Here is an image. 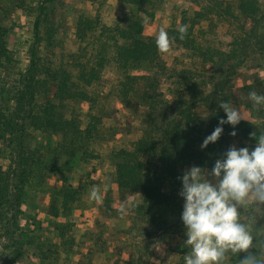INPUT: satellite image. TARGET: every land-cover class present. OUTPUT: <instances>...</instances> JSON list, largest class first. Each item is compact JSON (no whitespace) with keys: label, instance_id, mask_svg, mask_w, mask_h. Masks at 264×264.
<instances>
[{"label":"trees","instance_id":"obj_1","mask_svg":"<svg viewBox=\"0 0 264 264\" xmlns=\"http://www.w3.org/2000/svg\"><path fill=\"white\" fill-rule=\"evenodd\" d=\"M38 1L29 63L10 87L9 102L13 107L0 109V160L5 155L8 164L5 170L0 165L2 236L10 238L20 232L18 215L23 192L37 177L35 168L40 167L41 172L49 168L44 164V155L31 145L34 134L60 137L54 152L60 147L69 158L77 154L89 156L94 143L106 138L102 117L96 111H87L82 127L76 115L70 112L67 116L61 110L67 102H94L89 90L100 85L104 69L112 65L120 78L119 96L132 99L134 106L145 110L141 136L129 148L112 152L113 181L120 195H137V201L131 203V226L127 231L138 253L132 264H149L151 245L172 236L177 244L175 258L168 264H184V255L190 249L185 245L186 229L180 218L184 204L179 196L181 170L190 165L211 170L234 139L241 142L238 149L247 147L251 151L256 146L255 136L264 134V106H254L244 95L246 108L256 121L241 120L235 128L224 124L217 142L201 149L219 121L226 120L219 104L235 102L231 81L241 63L253 54L264 55V8L257 0H236L235 5L210 0L208 5H200L193 16L181 20L180 25H188L183 40L179 39L180 26L168 31L194 66L179 70L164 63L155 38L144 36L141 14L153 17L161 0H119L134 10L109 26L99 15L81 13L75 24L79 42L73 59L75 73L70 75L60 67L53 69L49 55L56 28L50 21L54 9L48 8L55 0ZM213 17L228 25L224 38L217 37ZM6 38V29L0 26V69L11 62ZM40 48L46 50L43 56L39 55ZM166 83L171 99L162 93ZM255 85L249 87L248 94H264V84ZM208 113L206 120L201 119ZM233 131L235 136L231 135ZM60 193L62 202L72 200L68 190ZM49 214L57 217L55 211ZM246 255L229 254L227 263L238 264Z\"/></svg>","mask_w":264,"mask_h":264},{"label":"rangeland","instance_id":"obj_2","mask_svg":"<svg viewBox=\"0 0 264 264\" xmlns=\"http://www.w3.org/2000/svg\"><path fill=\"white\" fill-rule=\"evenodd\" d=\"M219 1L236 3V0ZM257 1L264 8V0ZM38 3V0H0V26L7 31L6 46L11 56V62L0 69V109L13 107V103L9 102L10 87L29 63ZM209 3L210 0H161L153 17L141 14L145 23L144 36L156 39L161 28L167 32L177 29L184 17L190 18L200 5ZM51 9L54 10L50 21L56 28L49 54L53 69L60 67L70 75L75 73L73 59L79 50V42L75 38L78 15H99L102 22L109 26L116 18L134 10L131 5L119 0H55L48 11ZM212 21L216 24L214 30L217 37L224 38L228 25L215 17ZM201 26L205 28L206 24ZM44 45L45 42L41 48ZM41 48L39 55L43 56L46 50ZM159 54L169 68L194 67L188 53L174 43L167 53L159 50ZM119 81L114 67L107 65L100 85L89 90L94 102H67L61 107L67 116L70 112L76 115L82 127L85 126L88 110L92 109L102 117V132L106 138L94 143L89 156L77 154L69 158L62 154L64 152L59 150L60 147L54 152L60 137L42 133L31 137L32 147L44 155V164L49 168L42 172L40 167L35 168L37 177L27 184L23 192L18 215L20 232L6 238L0 229V264H132L137 257L136 248L132 246L134 239L127 232L131 226V203L137 201V195H120L113 181L112 152L129 148L141 136L145 110L134 106L132 99L123 100L119 96ZM257 82L264 84V55L253 54L241 63L231 81L235 98L232 105L239 110L244 121H256L246 108L243 96L248 97L249 87L256 86ZM162 89L165 98L171 99L169 85L163 84ZM240 143L234 139L230 147L238 149ZM0 165L3 170L6 169L5 155L1 157ZM193 166L181 170V177ZM93 189L99 190V202L90 197ZM63 190L70 192L71 201L62 202L60 192ZM122 204L126 207V214L120 212ZM261 209L264 210V205ZM52 211L57 217L49 214ZM249 216L257 219L254 227L264 226V212L245 205L241 208L242 221L247 223ZM257 243L259 247V240ZM176 244L174 236L152 244L149 252L153 256L149 264L171 263L175 258ZM260 251L264 252V248Z\"/></svg>","mask_w":264,"mask_h":264},{"label":"clouds","instance_id":"obj_3","mask_svg":"<svg viewBox=\"0 0 264 264\" xmlns=\"http://www.w3.org/2000/svg\"><path fill=\"white\" fill-rule=\"evenodd\" d=\"M147 21V17H145ZM188 25H180L179 39L183 40ZM174 39L161 28L156 38V45L162 53H167ZM247 99L254 106H264V94L252 91ZM226 120L219 121L214 131L201 144V149L214 144L223 132V125L235 128L242 120L239 110L229 102H221ZM209 116L201 119L206 120ZM232 136L236 133L233 131ZM254 150L244 147H230L222 159H218L211 172L193 166L183 172V198L181 221L186 229L185 245L189 251L184 255V264H226L229 254L247 255L238 264H264V226L254 227L257 219L249 216L247 223L242 221L241 208L253 206L264 212V134L255 136ZM210 177V178H209ZM90 197L100 201L99 190L93 189ZM121 214H126L124 204ZM259 240V247L257 241ZM254 250V251H253Z\"/></svg>","mask_w":264,"mask_h":264}]
</instances>
